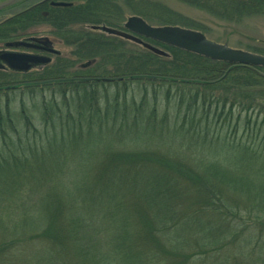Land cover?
<instances>
[{
    "label": "trees",
    "instance_id": "trees-1",
    "mask_svg": "<svg viewBox=\"0 0 264 264\" xmlns=\"http://www.w3.org/2000/svg\"><path fill=\"white\" fill-rule=\"evenodd\" d=\"M62 1L71 4L44 0L0 19V43L47 25L69 47L41 69L0 68V201L19 200L1 226L0 256L17 247L6 263L162 264L167 256L188 264L189 253L173 244L180 245L190 211L227 210V187L239 183L190 153L227 144L233 149L222 151L239 149L252 168L258 159L264 164V148L228 138L241 122L244 134L250 122L264 121V66L141 37L162 56L90 28H122L129 13L205 33L163 0ZM176 1L229 21L264 13V0ZM32 116L40 127L31 126ZM32 242L46 244L33 255L26 251Z\"/></svg>",
    "mask_w": 264,
    "mask_h": 264
},
{
    "label": "rangeland",
    "instance_id": "rangeland-1",
    "mask_svg": "<svg viewBox=\"0 0 264 264\" xmlns=\"http://www.w3.org/2000/svg\"><path fill=\"white\" fill-rule=\"evenodd\" d=\"M36 1L39 0H20L1 10L0 19L9 17ZM163 1L181 14L192 18L205 31L204 34L208 39L244 50L254 47L264 48V13L246 16L238 21H229L217 18L209 11L200 10L176 0ZM129 15L131 14H125L124 20ZM49 30L47 25H39L30 29L25 35L9 41L25 39L28 36H46L53 42V48L59 52L67 53L69 47L54 39ZM6 42L8 41L0 43V51L14 49L5 46ZM15 48L21 50L22 47ZM41 68L40 65L32 66L26 71ZM31 120V126L40 127L38 116H32ZM19 122L21 124V120ZM260 124V126L254 127L250 122L249 129L242 134L241 126L243 124L241 122L238 131L228 138L242 139L247 143L253 141L260 149L264 148V121ZM222 132H225V128ZM21 139H24L23 134ZM219 141H223V138ZM224 146L213 147L211 152L205 150L191 152L192 156L189 158L200 159L205 166L207 162H211L222 171L238 177L239 183L236 186L228 185L227 187L225 199L228 202L227 210L213 212L206 207H197L190 211L193 215L192 220L189 225L183 226L180 237L176 239L181 242L180 245L173 244L177 249L175 252L183 256L189 253L188 264H264V164H261V159H258V163H255V167L252 168L244 161L247 159L239 155V149H236L233 154L228 153L230 151H222L224 148L233 149L230 145L225 144ZM191 159V163L194 164L195 162ZM200 163L203 167V163ZM198 167L201 168L199 164ZM26 170L29 171L28 166ZM39 171L41 174L45 173L44 169ZM17 197L18 195L9 196L0 201V229L9 219L15 217L17 209L15 206L19 202ZM45 244V242L43 244L32 242L26 251L36 255L43 250ZM16 248L7 250L4 257L0 256V264H10L11 261H15ZM165 255L167 254H162L160 258ZM7 260L10 262L6 263ZM173 260L174 258L165 256L161 262L162 264H172Z\"/></svg>",
    "mask_w": 264,
    "mask_h": 264
},
{
    "label": "water",
    "instance_id": "water-1",
    "mask_svg": "<svg viewBox=\"0 0 264 264\" xmlns=\"http://www.w3.org/2000/svg\"><path fill=\"white\" fill-rule=\"evenodd\" d=\"M20 0H0V10L5 9ZM53 5L66 6L69 2L51 1ZM123 28H114L105 24L91 25L90 28L100 30L104 33L118 36L142 45L144 48L158 55H167V53L149 42L143 41L140 36L147 37L158 42L178 47L204 57L221 60L232 64H244L250 66H264V54L254 53L248 50L233 48L226 43H219L208 39L205 34L199 30L183 27L179 25H151L139 15H129L123 22ZM37 43L49 42L45 36L30 37L29 39H18L5 43L7 47H32ZM52 53L58 51L54 48H48ZM0 60L4 65L15 70H27L34 64L46 63L50 60L49 56L38 55L27 52L13 50L0 51Z\"/></svg>",
    "mask_w": 264,
    "mask_h": 264
},
{
    "label": "flooded vegetation",
    "instance_id": "flooded-vegetation-1",
    "mask_svg": "<svg viewBox=\"0 0 264 264\" xmlns=\"http://www.w3.org/2000/svg\"><path fill=\"white\" fill-rule=\"evenodd\" d=\"M30 37H32V36H30ZM33 37H35V36H33ZM32 43L35 44L32 47H26V48L22 47V48H20L21 50H18V48H14V49H15V51L17 50L19 52H27V53L38 54V55H46L49 57L55 55L48 50V48L52 47L53 42L51 40H49V42H46V43H37V42H32ZM35 66H39V65L35 64Z\"/></svg>",
    "mask_w": 264,
    "mask_h": 264
}]
</instances>
